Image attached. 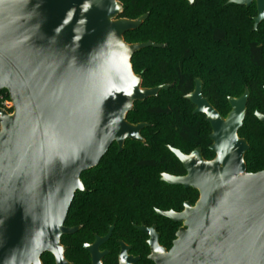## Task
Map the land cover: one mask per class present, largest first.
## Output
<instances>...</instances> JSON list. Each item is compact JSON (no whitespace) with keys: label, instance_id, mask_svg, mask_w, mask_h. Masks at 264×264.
I'll return each mask as SVG.
<instances>
[{"label":"water","instance_id":"95a60500","mask_svg":"<svg viewBox=\"0 0 264 264\" xmlns=\"http://www.w3.org/2000/svg\"><path fill=\"white\" fill-rule=\"evenodd\" d=\"M252 1L226 5L249 7ZM256 1L255 28L264 20V0ZM122 14L119 0L0 2V93L7 92L13 103L12 115L0 110V264H43L44 254L55 264H72L61 239L80 230L65 222L76 194L84 191L82 175L114 143L122 151L126 141L143 142L148 125H132L127 115L134 104L171 88L142 87L133 56L164 46L127 44L125 35L149 15L128 20ZM133 78L137 83L129 88ZM249 98L248 89L229 98L224 118L203 96L200 79L185 96L211 127L215 158L206 161L199 149L184 155L169 147L187 175H163L162 181L193 189L199 199L182 213H158L183 225L169 251L159 245L154 228H140L151 237L153 264H264V170L247 172L250 146L238 135ZM255 117L264 126V115ZM112 230L84 245L91 264H102L107 253L100 248ZM120 245L119 264H136Z\"/></svg>","mask_w":264,"mask_h":264},{"label":"trees","instance_id":"16d2710c","mask_svg":"<svg viewBox=\"0 0 264 264\" xmlns=\"http://www.w3.org/2000/svg\"><path fill=\"white\" fill-rule=\"evenodd\" d=\"M119 1L121 18L137 20L149 15L140 29L125 35V42L164 46L136 53L131 61L134 74L141 77L144 89L171 88L134 104L126 120L148 125L142 131L145 143L129 142L121 153L113 146L93 171L100 186L87 201L82 193L74 198L65 226L80 230L61 239L72 264H91L84 245L92 243L95 235L104 236L108 224L118 225L114 240H131V222L139 220L147 204L156 217L155 208L166 211L178 206L181 210L187 197L198 200L197 192L188 194L160 182L162 172L184 173L168 146L184 154L200 148L207 161L215 157L210 151V125L203 115H193L194 106L185 100L194 91L196 79L203 82V96L224 118L231 110L228 99L239 98L249 89L246 118L238 135L250 146L245 156L247 172L264 170V126L254 115H264V66L247 53L245 41L251 32L243 17L254 16L255 11L225 5L226 0H195L192 5L185 0ZM164 221L160 230L164 245L170 247L179 225ZM115 256L114 252L107 256L104 264H115ZM42 262L55 264L50 254H44Z\"/></svg>","mask_w":264,"mask_h":264},{"label":"flooded vegetation","instance_id":"af4514ba","mask_svg":"<svg viewBox=\"0 0 264 264\" xmlns=\"http://www.w3.org/2000/svg\"><path fill=\"white\" fill-rule=\"evenodd\" d=\"M223 1V0H222ZM231 0H226L225 2V5ZM242 8L243 10H249V9H252V11H255V15L254 16H243L245 17V22L247 24V26L250 28V35H249V38L245 41V44H247V53L250 54L249 57L251 56H255V61L257 63H259L260 65L264 66V20L261 21V23L257 26V28H255V20L259 17L258 16V10H257V1L256 0H253L250 4L249 7H240ZM254 59V58H253ZM256 62L254 63L253 62V65L254 66H258L256 64ZM196 81V80H195ZM248 89V88H246ZM245 89V90H246ZM249 90V89H248ZM245 92V91H244ZM250 92V91H249ZM251 95V94H250ZM188 102V101H187ZM191 104V103H190ZM192 105V104H191ZM193 106V105H192ZM195 110V109H194ZM256 113V112H255ZM254 113V115H255ZM259 113V112H258ZM193 115L194 114V111H193ZM197 116V115H196ZM206 122V120H205ZM148 128V127H147ZM211 128V127H210ZM211 133H212V130H211ZM141 137H142V132H141ZM242 139V138H241ZM244 140V139H243ZM246 141V140H245ZM138 143V144H144L145 141L143 142H132V141H126L124 146H123V149L122 151L124 150L125 146L128 144V143ZM212 143V142H211ZM212 145V144H211ZM249 145V144H248ZM113 146H116L117 149H118V152L121 153L122 151H120L119 147H118V144L114 143L111 148ZM211 147V146H210ZM110 148V149H111ZM168 150H169V146L167 147ZM172 148V147H171ZM109 149V150H110ZM174 149V148H173ZM201 150L200 148H196L195 150ZM177 150V149H176ZM195 150H193L190 154H192ZM170 151V150H169ZM180 151V150H179ZM250 151V150H249ZM109 152V151H108ZM181 152V151H180ZM182 153V152H181ZM201 153H202V150H201ZM184 154V153H183ZM190 154H184V155H190ZM247 155V154H246ZM245 155V156H246ZM203 157V156H202ZM176 158V157H175ZM204 158V157H203ZM215 158V157H214ZM177 159V158H176ZM177 161L180 163V161L177 159ZM207 161V160H206ZM211 161V160H210ZM180 165L182 166L183 170H184V173L183 174H180V175H176V174H171V173H166V172H162L160 174V182H162L163 184H166L167 186H171L165 182L162 181V178H163V175H170V176H173V177H184L187 175V172L184 168V166L180 163ZM99 166V165H98ZM97 166V167H98ZM96 167V168H97ZM93 169L91 171H88L86 173H84L81 177V181H82V184H83V187H84V191L83 192H78V193H82L85 195V200L87 201L89 195L93 192V191H96L97 190V186L99 185L100 186V183L97 182L96 180L93 179V171L96 170ZM171 187H177V186H171ZM177 188H182L184 191H186L188 194L191 192H197L193 189H184L183 187H177ZM77 193V194H78ZM198 193V192H197ZM76 194V195H77ZM198 196H199V193H198ZM76 197V196H75ZM199 199V197H198ZM198 201V200H197ZM196 201V202H197ZM196 202H193L191 200V197L188 198L186 200H183L181 202V210H177V207L178 206H174V207H170L169 210H166V211H161L157 208L154 209V212L156 213V217H153L152 216V212H151V207L147 204V206L145 208H141L143 209L142 210V213H141V216L139 217V220L136 221V222H131V226L133 227L134 231L132 233H130V237H131V240L128 239V242L125 241L124 239L122 238H117L116 240H114V233H115V230L117 229L118 225L116 223H111V224H108L107 227H108V231L107 233L104 235V236H99V235H95V239L96 237H101V238H104L108 235L109 233V230L110 228H113L112 230V236L111 238L100 248V251L101 252H106L107 254L105 255V257L103 258L102 260V264H104V259L107 257V256H110L112 255V253L114 252L115 253V259H114V263L115 264H119V258H120V255H121V243H124L125 246L128 248L127 250V257H130L132 259H137V263L136 264H153L152 261H150V256H151V248L149 246V241L151 240V237L142 232L140 230V228H145V229H152L154 228L155 229V232L156 234L158 235V241H159V245L161 247H163L164 249H166L167 251H169L172 246H173V243L174 241L176 240V234L177 232L179 231L180 228H182V224L181 223H174L172 222L171 220L165 218V217H162L160 216L158 213L159 212H170V211H173L175 213H182L184 210H185V205L186 204H189L191 206H195ZM164 220H168L170 221L171 223L173 224H176V225H179V228H178V231L176 232L175 234V240L172 241L171 243V246L170 247H167L164 245V234L163 232L160 230V228L164 225ZM80 228V227H79ZM114 240V242H113ZM95 242V240L90 243V244H93ZM112 247L110 248L109 247ZM91 258V257H90Z\"/></svg>","mask_w":264,"mask_h":264},{"label":"built area","instance_id":"2783aa9c","mask_svg":"<svg viewBox=\"0 0 264 264\" xmlns=\"http://www.w3.org/2000/svg\"><path fill=\"white\" fill-rule=\"evenodd\" d=\"M0 110L9 115L13 114V103L10 100L7 92L0 93ZM0 130H1V124H0Z\"/></svg>","mask_w":264,"mask_h":264},{"label":"snow or ice","instance_id":"6c2138e0","mask_svg":"<svg viewBox=\"0 0 264 264\" xmlns=\"http://www.w3.org/2000/svg\"><path fill=\"white\" fill-rule=\"evenodd\" d=\"M0 2H2V0H0ZM137 83V81L133 78L132 80H131V83L128 85V87L129 88H131L133 85H135ZM118 91H120V89H117ZM205 111H207L206 109H205ZM157 251H159V249H157Z\"/></svg>","mask_w":264,"mask_h":264}]
</instances>
